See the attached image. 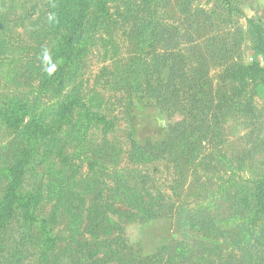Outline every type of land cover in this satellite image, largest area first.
<instances>
[{
    "label": "trees",
    "instance_id": "trees-1",
    "mask_svg": "<svg viewBox=\"0 0 264 264\" xmlns=\"http://www.w3.org/2000/svg\"><path fill=\"white\" fill-rule=\"evenodd\" d=\"M109 1L0 0V72L8 67L5 79L0 76V87L8 89L0 93V264H29L26 260L31 257L35 258L34 264H217L222 259L223 264H235V259H238L237 264H245L252 255L251 247L264 243L261 232L257 231L259 222L264 219V178L251 193L242 189L233 194L232 199L237 205L233 217L238 228L236 240H220L219 236L226 232L220 231V226L207 219L208 208L200 207L201 212L195 211L190 215L181 205L174 245L158 249L155 254H144L120 234L112 237L114 231L123 229L113 215L132 221L137 219L142 223L170 212L166 210L168 201L165 198L148 192L144 185L145 176L140 178L144 186H131L129 180L122 177L108 185L103 174L95 171L93 159L89 157L93 176L82 184L85 187L94 185L98 191L91 203L85 204L83 192L87 190L85 187L81 190L82 181L78 177V162L83 158L78 157V152L81 146L92 140L89 137L94 127L101 126L106 132L109 121L107 116L96 110L100 104L94 100H83L82 87L76 78L81 61L89 52V33L104 26ZM143 1L150 3V0ZM29 2L34 3L32 8L35 12L39 11L38 5L47 8L52 15L38 19L42 20V26L51 27L57 33V40L45 48L47 53L44 52L41 62L38 58L43 46L40 40L43 31L40 38L35 36L36 33L34 35L36 49L30 42L24 43L21 33L20 43L13 41L16 34L13 26L18 24L19 18H22L21 27L26 28L29 22L28 14L21 16L27 12ZM149 17L134 34L143 52L151 50L158 41L154 9L150 10ZM32 48L35 54L31 59L37 60V64L23 59V53L30 55ZM19 50L23 51V56ZM139 64L140 58H133L131 72H139ZM151 71L152 68L148 67L147 80ZM137 78H129L126 69H122L112 73L107 84L120 90L126 80L128 85L138 90L145 83L136 82ZM36 81L37 86H34ZM206 85L205 82L194 85L199 98L189 93L182 99L166 87L161 90L160 87L154 88L153 101L170 104L172 111L183 109L186 113L179 121L183 132L188 134L185 138L190 141L181 146L184 150L180 149L179 160L174 158L175 169H180L181 163L191 165L200 158V141L208 135L206 132L212 137L222 134L218 106ZM16 92L25 94L23 99L10 95ZM31 93L35 96H26ZM126 99L125 119L130 121L133 118L131 110L138 108ZM196 102L200 103V110L195 108ZM47 108L54 113L49 115L48 111L45 112ZM24 115L29 116L24 133L10 141ZM204 126L208 127L207 131ZM92 143H89L90 151L94 147ZM131 155L139 165L151 166L158 160L157 149L151 142H134ZM46 157H51L46 169V185L42 182L30 190L26 184L31 175L29 172L45 163ZM232 184H235L234 179ZM47 200L52 203V210L49 215L41 214L40 209ZM121 202L130 205L131 209L117 208ZM61 223H66L65 230L56 232ZM85 224L91 233L89 238H85L81 230ZM195 231L199 234L193 237ZM202 232L203 236L200 235ZM232 251H237L236 257Z\"/></svg>",
    "mask_w": 264,
    "mask_h": 264
},
{
    "label": "rangeland",
    "instance_id": "rangeland-1",
    "mask_svg": "<svg viewBox=\"0 0 264 264\" xmlns=\"http://www.w3.org/2000/svg\"><path fill=\"white\" fill-rule=\"evenodd\" d=\"M32 4L29 2L27 12L21 13V16L28 14L26 28L20 26L22 18L13 26L16 33L13 41L20 43L21 33L24 43L27 45L30 42L36 49L34 35L36 33L35 36L40 38L42 34L40 40L43 46L38 58L41 62L44 52L47 53L45 48L57 40V33L51 27L42 26V20L38 19L52 15L47 8L38 5L40 12H35ZM149 5L156 12L158 41L151 50L143 52L134 34L141 29L142 23L150 19ZM108 8L104 26L89 33V52L82 59L76 78L82 87L83 100H94L100 104L96 110L107 116L109 121L106 132L101 126L94 127L89 137L92 140L81 146L78 152V157L83 158L82 162H78L81 184L93 176L87 159L92 157L95 171L103 174V180L108 185L122 177L129 180L131 186L146 184L148 192L168 201L166 210L170 212L147 222L113 215L123 229L114 231L112 237L120 234L144 254H155L158 249L174 245L181 205L190 215L195 211L201 212L200 207L208 208L207 219L220 226V231L226 232L219 236L220 240H236L238 228L233 223V217L237 205L232 199L233 194L242 189L251 193L264 178V0H150L149 4L143 0H110ZM35 49L30 55L21 50L19 53L24 54V60L37 64V60L31 59ZM133 58H140L139 72H131ZM148 67L152 71L147 80ZM7 68L0 72L2 79L6 77ZM122 69H126V74L132 79L138 74L136 82L145 84L136 90L125 80L126 86L120 90L111 88L107 80L112 73ZM35 74L38 75L37 72ZM200 82L207 84L206 88L218 106L222 134L212 137L206 132L208 135L200 141V158L191 165L181 163L179 172L180 169L174 168V160H179L180 149L184 150L181 147L183 143L190 141L185 138L188 134L183 132L179 121L186 113L183 109L172 111L170 104H159L151 98L154 88L159 87L160 90L163 87L172 90L180 99L189 93L199 98L194 85ZM5 91H8L7 87H0V93ZM14 94L20 99L25 95L19 92L10 95ZM33 95L26 94L28 97ZM125 98L138 108L131 110L133 118L130 121L125 119ZM194 106L197 110L202 108L199 102ZM46 111L49 115L54 113L52 109L47 108ZM198 112L195 111L196 114ZM28 117L22 116L10 141L24 133ZM91 141L94 147L90 151ZM134 142L155 144L158 154L155 164L139 165L131 159ZM50 158L46 157L47 161L39 164L35 171L30 170L26 183L30 190L42 182L46 185ZM143 176L146 177L144 185L140 179ZM233 179L235 184H232ZM83 184L81 190L86 186ZM85 190L83 195L88 205L98 189L92 185ZM117 208L126 210L131 206L121 202ZM40 210L41 214L49 215L52 203L45 201ZM65 227L66 223H61L56 232L65 230ZM81 230L85 238L91 236L86 224ZM257 231L264 239V219L259 222ZM198 234L195 231L193 237ZM200 235L203 236V232ZM254 247H251L252 255L245 264L264 263V243ZM232 252L236 257L237 251ZM222 261L217 264H223ZM237 261L235 259V264ZM34 262L33 257L26 260L29 264Z\"/></svg>",
    "mask_w": 264,
    "mask_h": 264
}]
</instances>
